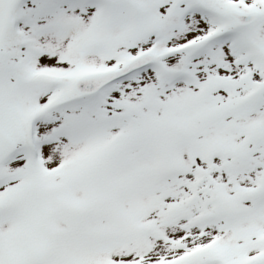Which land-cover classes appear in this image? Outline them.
I'll list each match as a JSON object with an SVG mask.
<instances>
[{"label": "snow or ice", "instance_id": "obj_1", "mask_svg": "<svg viewBox=\"0 0 264 264\" xmlns=\"http://www.w3.org/2000/svg\"><path fill=\"white\" fill-rule=\"evenodd\" d=\"M0 264H264V0H0Z\"/></svg>", "mask_w": 264, "mask_h": 264}]
</instances>
